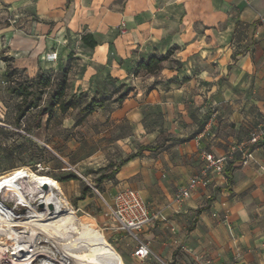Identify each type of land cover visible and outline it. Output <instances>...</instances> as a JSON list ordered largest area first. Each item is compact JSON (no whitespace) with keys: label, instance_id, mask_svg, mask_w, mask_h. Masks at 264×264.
I'll list each match as a JSON object with an SVG mask.
<instances>
[{"label":"crops","instance_id":"1","mask_svg":"<svg viewBox=\"0 0 264 264\" xmlns=\"http://www.w3.org/2000/svg\"><path fill=\"white\" fill-rule=\"evenodd\" d=\"M6 18L25 25L5 27ZM1 41L29 78L66 71L69 96L108 99L85 120L131 126L116 139L122 159L155 148L106 180L104 203L133 189L158 217L139 234L146 260L117 235L122 263L264 264V144L230 164V180L213 175L208 189L175 200L203 152L225 154L264 121V0H0ZM172 50L157 75H134L139 62Z\"/></svg>","mask_w":264,"mask_h":264},{"label":"rangeland","instance_id":"2","mask_svg":"<svg viewBox=\"0 0 264 264\" xmlns=\"http://www.w3.org/2000/svg\"><path fill=\"white\" fill-rule=\"evenodd\" d=\"M14 21L16 20L6 18L1 24L5 27L15 25L18 29L25 25L23 21V25L21 22L13 23ZM2 47L4 45L1 41L0 58L5 55ZM13 66L16 67L14 63ZM18 70L19 73L12 80L27 83L30 78L25 69ZM3 74L4 71L0 69V264L16 262L14 238L8 230L4 207H13L17 203L14 197L22 191L25 194L22 201L33 194L46 198L59 222L72 228V221H75L96 234L114 251L116 237L122 233L117 230V225L110 216L106 215L104 200L108 199L103 193L106 191L107 181L97 185L96 178L108 173L111 170L110 164L115 165L124 158V148L115 145L116 139L131 136V126L107 122L98 125L93 119L84 120L81 125L76 126L77 109L62 114L55 108L51 119L47 120L45 108L55 90L56 78L51 88L46 90L40 109L30 110L19 125L15 124L14 117L20 100L7 93L10 81H6ZM69 95L68 90L67 96ZM113 102L116 105L120 103L117 98ZM82 161L88 163L85 172L77 167V163ZM69 175L76 179L63 181ZM85 188L89 190L84 199L80 200ZM34 205L39 207V199ZM58 209H62L65 214L59 215ZM27 211V208H23V215ZM44 223L29 230L30 237L41 235L40 231L46 225ZM45 243L46 241H38L39 245ZM34 264H40V261Z\"/></svg>","mask_w":264,"mask_h":264},{"label":"bare ground","instance_id":"3","mask_svg":"<svg viewBox=\"0 0 264 264\" xmlns=\"http://www.w3.org/2000/svg\"><path fill=\"white\" fill-rule=\"evenodd\" d=\"M24 195L23 191L18 192L14 197L17 203L4 207L8 230L14 238L15 264H34L38 260L40 264H123L96 234L75 221L72 228L59 222L46 198L33 194L22 201ZM37 199L39 207L34 205ZM23 208L28 209L24 215ZM41 222L46 224L41 235L37 239L30 237L29 230L36 229ZM38 241L46 243L39 245Z\"/></svg>","mask_w":264,"mask_h":264},{"label":"trees","instance_id":"4","mask_svg":"<svg viewBox=\"0 0 264 264\" xmlns=\"http://www.w3.org/2000/svg\"><path fill=\"white\" fill-rule=\"evenodd\" d=\"M82 42L87 47L93 48L97 44L89 36H83ZM172 51H168L165 56H150L148 59L143 60L138 63L134 70V75H137L140 72H146L150 75H157L161 70L162 63L172 55ZM2 62L5 63V71L3 77L6 81H10V84L7 86L6 91L11 96H14L20 100V103L17 105L16 113L14 117L15 124H20L21 120L26 116V114L33 109H40V103L42 102L43 96L46 93V90L51 88L52 82L55 78L45 75L38 74L34 78H30L27 83H20L17 80H12L19 73V70L13 66V59L2 56L0 58ZM57 83L55 85V90L50 96V101L45 112L47 114V120L51 119L53 110L58 108L60 113L65 114L70 110L77 109L75 125L79 126L82 122L91 115L96 109L104 108L108 99L106 98H93L88 100L83 94L67 96L69 90V81L67 72L63 71L56 78ZM131 90H126L122 93L117 100L120 102L128 95ZM82 100H85L82 103ZM143 150L155 151V148L141 147L136 153L128 155L125 159L120 160L115 165H110L111 170L100 175L96 178V184L100 185L105 180H112L114 175L119 171L120 167L128 163L132 159L139 157L142 154ZM76 179L75 176L69 175L64 178L63 181H71ZM89 188H85L81 192L80 200L84 199L85 193Z\"/></svg>","mask_w":264,"mask_h":264},{"label":"built area","instance_id":"5","mask_svg":"<svg viewBox=\"0 0 264 264\" xmlns=\"http://www.w3.org/2000/svg\"><path fill=\"white\" fill-rule=\"evenodd\" d=\"M262 144H264V121L254 127L247 140L229 148L225 154L216 156L203 152L202 167L189 178L185 186L177 191L175 200L186 199L198 189H208L213 184V175H222L230 180V164L236 159L246 160L254 148ZM105 205L106 215L110 216L117 225V230L128 234L136 242L133 256L138 260L149 258L152 254L150 247L145 240L140 238L139 234L158 217L149 212L139 192L133 189L121 190L114 195L111 204L105 203Z\"/></svg>","mask_w":264,"mask_h":264}]
</instances>
